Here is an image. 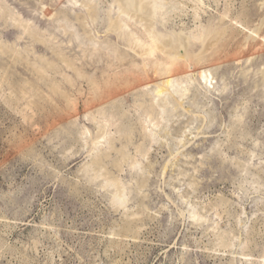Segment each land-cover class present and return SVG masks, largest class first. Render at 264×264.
Instances as JSON below:
<instances>
[{
    "label": "rangeland",
    "instance_id": "rangeland-1",
    "mask_svg": "<svg viewBox=\"0 0 264 264\" xmlns=\"http://www.w3.org/2000/svg\"><path fill=\"white\" fill-rule=\"evenodd\" d=\"M113 1L0 0L9 14L0 15V44L22 56L0 53V264H264V0H168L159 12L157 29L190 38L193 53L213 43L208 60L225 63L214 90L175 84L173 92L189 90L177 109L157 106L149 88L144 100H155L159 118L126 97L122 118L94 121L84 113L88 85L62 83L83 115L75 126L55 125L65 107L35 66L54 78L46 63L63 67L57 47L79 64L95 50L115 63L113 49L126 46L107 33ZM94 2L93 24L85 6ZM18 21L41 36L28 37ZM104 63L87 74L101 82ZM118 140L128 160L117 166L111 149L104 169L94 166L112 141L122 148Z\"/></svg>",
    "mask_w": 264,
    "mask_h": 264
},
{
    "label": "bare ground",
    "instance_id": "bare-ground-1",
    "mask_svg": "<svg viewBox=\"0 0 264 264\" xmlns=\"http://www.w3.org/2000/svg\"><path fill=\"white\" fill-rule=\"evenodd\" d=\"M95 2L92 4L89 3V5L87 4V6H85L89 14L88 21H92L93 24L98 21L97 19H99L100 14L99 7L97 4L95 5ZM166 4L168 6V0L113 1V4L110 8L112 9V7H116L118 12L115 14V17V15L112 16L111 9V11H107L109 12L107 14V18L105 17V22L108 26L107 33L117 36V38L126 46V50H121L119 48L113 49V56L115 57L116 61L115 63L110 60L111 58L109 55L103 54L99 50H95L85 52L87 64H79L78 62L69 58V56H67L60 50L59 47H57L53 53L57 58L60 59L63 67L54 68V65L46 63L47 68L55 70L54 78L50 79L45 74L43 68L35 66L39 76L41 77V80L45 82V87L47 88L48 92L50 93L52 91L57 95V97L59 95L60 99H58L57 102L61 103L63 108L65 107L64 112L55 117V125L59 124L58 126L62 127L64 125L75 126L76 122L79 120V117L83 115L80 113L78 101L75 100L72 95H70V93L61 92L59 86H61L62 83L66 84L71 89L76 87L77 82L87 84L89 93L87 94L84 113L91 117V120H94L92 117L96 116L103 117L105 120H108L107 117L110 118V116H112L111 118H113L115 116L113 121L117 120L116 117H123V112L120 111L119 107H121L120 103L126 97H138L139 107L143 108L148 118L153 119L155 115H157L158 111L156 107L159 106V103V107H164L162 106L164 103L166 105L171 103L177 109L178 107L181 108L184 103L183 101L188 96L187 93H189V90L183 88L181 91L173 92L172 89H174L175 84L182 85L183 80L185 79L198 81L199 86L203 89H206L207 91L215 89L216 83H214V74H216V72L225 63H219L218 65H215L208 60L206 50L208 47L214 46L212 42H210L209 45L203 49V51L197 54L193 53L194 49L191 48L190 38L186 36L178 37L175 29L165 30L167 34L161 33L160 30L157 29V19L161 14H159V12L166 7ZM1 8L3 7H0V9ZM3 10L4 11H1L0 14L1 17L4 16V13H8L5 12L6 10L4 8ZM8 15H5L3 18L6 19ZM162 17L163 16H161V18ZM81 20L83 19L78 16L77 21L85 28H88L89 24L83 23ZM163 21L166 20L163 19L162 22ZM15 23L16 25L14 24V26H18L19 30L22 29L24 34H26L28 37L32 39H38L41 36L39 31L32 29V27H30L27 23L20 21ZM131 24L135 27L134 31L131 29ZM87 28L85 30L88 34ZM208 34L212 35L214 32L209 31ZM195 39L201 41L206 40L205 35H200V37H195ZM19 51H15L12 47L0 44V53L3 54V56L11 54L15 56V59L16 57L21 58L22 56ZM40 60L44 61V58L40 57ZM102 62H106V64L104 63V65L99 68L100 77H98L99 79H102L100 82L96 77H94L95 75L90 76L89 73L87 74V70L88 67L97 66ZM57 79H61V82L57 81ZM149 88H154V99L160 100V102L156 101L158 102L157 106H155L156 103L154 99H152L153 101L150 99L151 103H148V101L146 102L144 100V97H146L145 92H147L146 90ZM39 90L31 89L29 91L31 94L34 93V96L38 98L40 97L41 91ZM29 91H26L24 88H22V95L25 98L27 95L30 96ZM79 95L83 96L85 95V92L80 90ZM46 97L50 98L47 95ZM171 104H168L167 106H170ZM173 105L172 107L175 108ZM53 108L58 109L56 106V101ZM157 117L159 118L158 115ZM98 119L96 120L95 118L96 121H98ZM104 123L105 121L103 124ZM111 123H109V125ZM106 125L107 123H105V126ZM155 125L156 124H154V126ZM101 127H103L102 123ZM105 128L103 127V130ZM120 129L118 128V133H122L125 142L129 143V131H127L126 127L124 128L125 130L123 129L124 131L122 130L120 132ZM103 130L101 129L100 131L102 132ZM106 131H104V133ZM106 137V134L105 137H103V134L99 135L95 145L97 147L102 145L103 139L105 138L104 140H106ZM122 139L120 138V140ZM114 142L117 141H112L111 148L109 147V152L107 151L108 153L106 151V153L102 151V154L99 155L97 159H95L93 162L94 166L99 169H104L102 167L104 166L105 161L111 157L112 153L109 155L111 149V152H116L121 157L120 159L118 158L115 163L117 166L120 165L121 161L128 160L129 154L126 149L127 145L124 146L125 144L123 145L121 141L118 140V145H120L119 142L122 144V148L118 149L116 148L117 144ZM109 180L110 182L112 181L116 184L119 182L113 177Z\"/></svg>",
    "mask_w": 264,
    "mask_h": 264
}]
</instances>
